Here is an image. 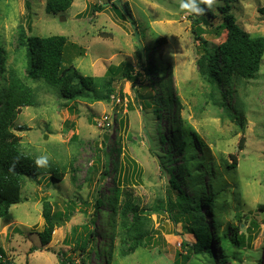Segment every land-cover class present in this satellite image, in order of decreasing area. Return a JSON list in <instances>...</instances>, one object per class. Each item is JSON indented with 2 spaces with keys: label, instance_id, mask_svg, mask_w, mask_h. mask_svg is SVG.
Masks as SVG:
<instances>
[{
  "label": "rangeland",
  "instance_id": "374dc122",
  "mask_svg": "<svg viewBox=\"0 0 264 264\" xmlns=\"http://www.w3.org/2000/svg\"><path fill=\"white\" fill-rule=\"evenodd\" d=\"M116 1L128 3L134 23L131 19H119L106 0H73L62 13H47L46 0H0L4 65L14 67L36 95V104L23 107L14 121L26 129L15 133L25 152L36 157L48 155V166L53 164L64 173L61 180H54L45 172L38 181L25 182L22 188L25 200L12 205L8 214L0 218V258L10 260L11 264H59L66 258L76 264H81V258L85 264L100 261L106 264L105 253L101 260L94 250H89L88 259L78 256L71 242L72 228L83 224L97 227L94 247H109L110 239L101 232L110 229L111 217L100 212L93 217V204L98 195L109 194L110 189L119 185L132 190L140 207L148 209L161 202L164 211L149 212L148 226L159 230L149 245L121 256L120 246L128 251L130 243L115 238L110 264H181L182 256L190 251L196 239L184 222H175L165 210L169 188L166 168L170 165L162 157L178 124L191 136L194 133L196 155L212 165L211 171L204 169L203 182L209 184L213 177L211 182L224 189L217 203L227 208L225 211L220 208L212 215L206 205L202 206L208 223L212 216L220 222L214 229L211 225V231L220 234L231 225L239 226L234 217L237 211L259 223L257 232L248 235L245 244L215 240L211 244L215 261L222 249L228 257L226 264H264V54L254 78H240L230 87L212 88L199 73L198 60L204 53L203 43L212 47L225 39V30L220 35L212 31L223 21L221 4L205 6L203 14L196 15L180 10V0ZM101 3L104 9L95 8L91 14L92 7ZM228 3L227 12L233 13L251 36H264V12L260 11L264 0ZM202 15L212 26L199 24L202 31L198 33L193 30V16ZM20 32L41 37L66 36L74 46L69 51L70 64L85 76L106 80L110 66L130 63L137 84L133 86L127 79L114 80V93L108 101L66 100L55 87L26 76L25 47L18 45ZM80 50L82 54L78 53ZM146 65L161 68L158 75L152 76V84L144 81ZM3 78L4 73H0V91ZM159 80L169 83L172 98L177 102L170 118L164 110L162 118L156 120L151 108L139 105L137 90L144 95H158L162 92ZM220 104L233 110L241 123L231 118ZM152 130L167 137V141L160 143ZM241 138L244 142L239 148ZM232 156L236 157V167L228 168L233 163ZM181 160L178 152L170 158L175 174ZM103 170H107L106 175H102ZM182 188L188 193L192 191L188 186ZM44 201L49 202L52 213L65 212L70 201L76 204L71 218L58 223L51 241L42 246L38 232L44 226ZM103 210L109 211L110 207L105 205ZM127 216L129 222L131 216ZM245 223L241 222V230L245 229ZM121 224L117 215L116 231ZM186 264H211V261L204 254L192 253Z\"/></svg>",
  "mask_w": 264,
  "mask_h": 264
},
{
  "label": "trees",
  "instance_id": "16d2710c",
  "mask_svg": "<svg viewBox=\"0 0 264 264\" xmlns=\"http://www.w3.org/2000/svg\"><path fill=\"white\" fill-rule=\"evenodd\" d=\"M72 1L46 0L45 11L47 13H62L71 6ZM106 1L110 2L112 11L119 19H131V22L134 23L127 2ZM222 2H225V4ZM228 2L229 0H215L216 5L217 3L221 4L220 9L224 12L222 23L212 29L215 35H220L225 30V39L212 47H208L203 43L202 49L204 53L198 60L199 73L212 88L220 85L230 87L231 83L237 82L240 78H254L259 71L264 54V36H251L237 22L235 15L227 12L229 9ZM205 6L201 4V7ZM95 8L103 10V3L94 5L90 12L91 14H93ZM260 11L264 12V8H261ZM209 14L213 15L214 13L209 11ZM193 24L195 25L193 30L198 33L202 31L199 24L212 26L203 15L193 16ZM18 45L25 47L26 76L31 80H42L45 84L55 87L60 97L66 100L83 98L91 102L108 101L114 93L112 85L114 80L127 79L132 81L133 86L137 84V78L133 76V68L130 63H123L117 67L110 66L106 80L82 75L70 64L71 56L69 51L74 46L68 42V38L64 35L56 34L41 37L20 32ZM2 53V48H0V73H4V82L0 91V218L8 214L12 205L25 200L22 195V188L26 181H38L45 172H49L54 180H61L64 174L63 171L59 170V167L53 164L47 168H38L34 163L36 156L23 150L20 137L15 131L24 130L26 126L15 125L14 121L23 107L36 104V95L34 89L23 81L14 67H6L4 65ZM78 53L82 54V51L80 50ZM160 71L161 68L156 65L144 66L145 84L147 82L152 84V76L158 75ZM157 84L162 91L158 95L152 93L144 95L140 90H137L139 105L144 109L151 108L156 120L162 118L164 110L167 118H170L172 115L171 110L177 101L172 98L170 85L167 81L159 80ZM222 94L225 96L224 93ZM220 105L225 106V110L231 118L239 119L238 121L241 123L239 116L233 110H230L226 104ZM176 117L179 118L178 116ZM156 129L159 130L158 125ZM174 130L177 132L174 131L175 133L169 139L172 143L162 156L167 159V164L170 165L169 169L166 168V172L169 174V188L165 203L167 209L165 210L175 222H184L186 228L196 239L190 245V251L182 256L181 264H186L192 253L197 255L204 254L209 257L211 264H226L228 257L222 249L219 253L218 261H215L212 256L211 244L215 240L219 243L224 239H229L236 244H245L249 240L248 235L251 236L253 232H257L259 223L251 216L243 215V212L237 211L234 217L240 222L239 226L231 225L222 230L220 234L218 232L214 234V231H211L210 226L212 225L214 229V227L220 226V222L217 217L212 216L210 223H208L202 211V206L206 205L207 211L211 212L212 215H214L215 210L220 208L225 211L227 208L220 207L217 203L218 197L224 193V189L215 186L211 182L213 177H211L209 184L203 182L204 169H206V172L211 171L209 170L211 164L209 165V162L202 160V157L199 158L196 155L193 140L194 133L191 136L183 126L178 124L175 125ZM153 133L156 132L153 131ZM155 136H157L160 143L166 142L168 139L160 133H156ZM243 142L244 138H241L239 148L243 147ZM199 148L203 150L204 145L200 143ZM177 152L181 153L182 160L175 174L172 171L170 158ZM232 158L233 163L228 164V168L236 167V157L232 156ZM117 169L118 164L116 162L115 170L117 171ZM106 171L103 170L102 175H106ZM121 181L123 182L122 179ZM183 186L192 188L191 193L186 192L182 188ZM75 204V201H70L66 204L65 212L52 213L49 202H43L42 216L44 226L38 232L42 246L51 241L52 233L58 223L71 218ZM105 205L110 207L109 211L103 210ZM162 207L164 205L161 202L148 209L140 207L131 189L116 185L110 189L109 194L101 193L95 198L92 214L93 217H96L100 212L103 216L109 215L111 217L110 229H107L104 233L101 232L103 236L110 239V246L100 248L96 245L94 247V239L99 233L98 228L83 224L72 228L73 237L71 242L74 246L73 249L78 250V256H84L87 259L90 255L89 250H94L95 255L100 260L102 259V253H105L106 257L103 261L106 264H110L113 257L112 245L115 238L123 241V243H130L128 251L120 246L119 254L121 256L132 252L137 247H145L151 243V240L159 233V230L148 226L150 220L148 215L150 210L164 211ZM117 215L122 223L120 227L118 226V231H116ZM127 215L131 216L129 217V222L127 221ZM241 222L247 223H245L246 227L244 230L240 229ZM79 227L81 229L77 231ZM217 230L215 229V231ZM65 242H68V240H65ZM0 253H2L1 249ZM80 261L81 264H85L83 258ZM0 264H11V261L0 258ZM59 264H76V261L66 258L61 259ZM99 264H101V261Z\"/></svg>",
  "mask_w": 264,
  "mask_h": 264
},
{
  "label": "clouds",
  "instance_id": "9594fccd",
  "mask_svg": "<svg viewBox=\"0 0 264 264\" xmlns=\"http://www.w3.org/2000/svg\"><path fill=\"white\" fill-rule=\"evenodd\" d=\"M214 3L215 0H180L179 8L190 14L200 15L205 11V9L201 7V4L211 8ZM34 163L38 168H45L49 165V156L46 154L38 155L35 158Z\"/></svg>",
  "mask_w": 264,
  "mask_h": 264
}]
</instances>
